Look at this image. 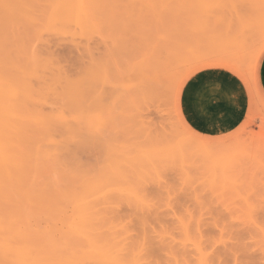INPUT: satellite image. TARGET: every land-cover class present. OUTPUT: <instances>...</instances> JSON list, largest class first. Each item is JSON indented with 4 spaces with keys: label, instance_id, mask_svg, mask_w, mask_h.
<instances>
[{
    "label": "rangeland",
    "instance_id": "1",
    "mask_svg": "<svg viewBox=\"0 0 264 264\" xmlns=\"http://www.w3.org/2000/svg\"><path fill=\"white\" fill-rule=\"evenodd\" d=\"M44 2L48 0L41 1L35 13L43 31L38 25H33L35 30L20 22L9 32L13 35L9 34L7 42L13 48H8L24 58L30 55L33 47V53H47L59 61L71 78H78L81 69L84 67V72L88 71L93 63L101 64L106 76L99 79V75L104 74L102 67L92 68L99 72L98 78H93L96 82L92 79L94 84L88 82L86 93L91 95L86 94L88 98L81 102L82 105L76 106L67 99L59 102L62 87L58 84L53 90L54 97L53 91H46L41 99L32 102L34 109L41 108L46 114L55 115L56 111L51 110L59 108L66 125L54 119L50 124H53L52 129L62 136L66 126L70 130L75 126L71 133L76 134L68 138L71 133L65 134L62 139L58 133L54 136L52 130L42 134L38 130L40 134L34 137L37 133L33 131L37 129L33 126L29 133L30 137L33 133V137H29L30 143L26 141L25 151L33 153L34 146L40 149L39 145L42 143L44 147L49 140L53 145L47 142L46 149L40 150L52 149L51 155L57 158H50V152L46 151L47 157L46 153L43 154L45 158L37 156L38 161L32 154L31 160L34 159L24 164L26 174L20 175L23 180L19 178L13 183L3 201L0 198V213L4 211L14 216L23 229L29 225L27 223H33L34 228L39 225L38 229L31 225L25 230L30 231L28 239L35 243V248L41 246L40 250L45 249L47 255L53 248L49 243L55 242L51 241L54 236L60 240L58 246L61 240L69 241V245L66 241L65 245L61 243L60 247L64 248L59 247L57 253L68 250L66 254L69 255L72 250L82 251L85 248L83 239L64 231L68 230L69 223L63 217L74 214L69 198L74 202L83 196L85 184L89 180L98 181L102 173L109 171V159L112 162L113 158L121 156L124 153L121 146H125V164H128L125 165V179L128 180L113 182V186L119 184L116 190L125 186L126 191L123 187L120 191L124 193L113 188L111 191L112 185L109 189L106 185L105 189L101 187L103 192L99 189L87 198L101 218L98 231L107 230L104 234H110V228L116 234L123 231L119 236L124 238L127 249L134 250L137 264H201L203 254L205 264H264V95L258 81L264 56V0H106L107 16H104L107 22L95 26L99 27V30L96 28L99 32H88L90 35H80L78 31L76 35L61 33L63 37L58 33L59 38L52 36L56 35L54 32H44L45 26L40 23L48 6H44ZM76 30L79 29L70 31ZM40 31L44 32L42 36ZM49 72H45V79L51 84ZM84 75L86 73L81 76ZM89 84L94 88L98 84L97 94ZM94 93L98 98L90 102ZM45 96L49 97L47 101L51 103L52 99L58 106L40 104ZM245 97L246 105L242 110ZM78 107L87 117L77 115V123L76 120L70 122L72 117V120L76 118ZM71 108H75L73 114ZM88 109H92V113H88ZM58 111L56 116H59ZM79 121L83 122L84 125L80 122L83 127ZM85 126L99 128V131L92 132ZM52 137L56 140L50 139ZM32 140L34 143L37 140V144ZM143 147H146L145 153ZM146 150L148 154L152 151L154 156L150 153L149 157ZM160 150L166 152L159 156ZM142 154L147 158H142ZM131 155H136V161ZM131 184L138 190L134 191ZM58 218L59 223L55 221ZM54 227L55 232H51ZM49 232L55 234L53 238L49 236L50 242L46 236ZM4 262L6 260L0 258V264ZM85 264L99 263L86 261Z\"/></svg>",
    "mask_w": 264,
    "mask_h": 264
},
{
    "label": "bare ground",
    "instance_id": "2",
    "mask_svg": "<svg viewBox=\"0 0 264 264\" xmlns=\"http://www.w3.org/2000/svg\"><path fill=\"white\" fill-rule=\"evenodd\" d=\"M43 1V0H41ZM40 0H0V198L2 199L3 197L6 196V194L9 192V189L11 188V186L13 185L14 182H16L19 178L21 179L20 175L22 176V172L23 170L25 169L24 167V164L27 165V162L28 164L30 163L29 160H31V155H36V159H37V156H38V159L39 157L40 158H45L47 157V153L50 152V154L48 153V156L51 158L52 156L54 155H51L52 153V149H49L50 146L48 145V152L46 151H43V150H40V149H46V146L47 144H49V140H47L45 143H44V147H42V141L40 142L41 146L40 149L38 146H34L35 148H33V153H29V150L28 152L25 151V149L23 147H25L26 143L28 142V139H29V133H31V129L34 128V129H37L36 131L34 130L33 132H36L37 134L32 135L35 137L37 135H39L40 133L42 134L43 133H49L51 130L54 131L53 135L56 133L55 129H52L53 127V124H51L52 120L55 119V122L57 120V122H63L62 120H65L63 118V116H60L59 115V112L62 113V111H58L57 110H51V112L53 111H58V115L59 116H56V113H54L55 115H52V113H49L51 114H46L44 112H41V108L39 110L37 109H34L32 107V102H35L34 100L37 98L40 97H43V94L46 93H49L56 89L57 87H55V84L57 86L58 84V87H62V94H59L56 92V95L59 94V96H62V98H60V100H58L59 102H62L63 99L64 101L67 99L69 102H71V104H74V105H82V101L84 99H86V97L88 96V94H90L88 92V94L86 93V88L88 86V82L94 84L93 82H96L97 78H98V75L96 76V74L99 72L96 70V69H92L93 67H97V69L99 68V66L101 65H95L97 63H93V67L91 68H88V71H85L84 72V67L83 69H81V75H83L84 73H86V75L84 76H81V78H79L77 75L79 74H76V77L78 78H71L69 76H67V73L65 74V71L66 69H62L64 67H62L61 64H59V61L55 60L52 56H49L47 53L48 56H45L44 55V52H43V55L42 54H39L41 56L38 55V52L36 53L34 51L33 53V50H34V47L32 49V52H30V55H27L26 58H24V56H16L13 51H11L8 47H11L13 48L12 46H9V42H7L9 40V32L11 30V28L15 25H17L18 23L20 22H24L25 25L26 24H29L30 26H33V25H38L40 26L38 23L39 21L37 20L36 18V11H37V6H39V4L41 3ZM106 0H48L47 3L44 2V6H46V10L44 11V13H42V17L43 19H39L41 20V25L43 24V26H45L44 28V32L46 31H51V32H54L56 35H52V36H55L57 37L58 36V33L60 34L59 36L60 37H63L61 36L63 34H66V33H72L74 35L77 34V31L79 32L78 34H88V32H94L95 34V31L97 27L95 26H98L100 23L103 24L105 20V18L107 19V15H105V2ZM106 3V2H105ZM43 4V3H42ZM41 4V5H42ZM43 6V7H44ZM39 8V7H38ZM107 8V6H106ZM40 9V8H39ZM38 9V11H39ZM108 10V9H107ZM109 11V10H108ZM43 12V11H42ZM107 14V13H106ZM109 14V13H108ZM105 15V16H104ZM110 17V16H109ZM110 19V18H109ZM108 19V20H109ZM43 21V22H42ZM38 22V23H37ZM107 22V21H106ZM23 24V23H22ZM21 24V25H22ZM70 24V25H69ZM111 25V23H109ZM107 25L108 27H110V25ZM71 25L73 26H76L79 30H76L75 32L74 31H70V30H73V29H77L75 27H71ZM20 26V25H19ZM37 26V27H38ZM105 26V25H104ZM27 27H29L27 25ZM34 27V26H33ZM41 27V26H40ZM69 27V28H68ZM101 27V26H100ZM43 27H41V31ZM99 28V27H98ZM97 28V29H98ZM35 29V27L33 28ZM38 29V28H37ZM48 29V30H47ZM92 29V31H91ZM14 30V29H12ZM27 30L29 31V28H27ZM30 30H31V27H30ZM36 30V29H35ZM46 30V31H45ZM99 30V29H98ZM96 30V32L98 31ZM103 30V29H102ZM40 31V32H41ZM69 31V32H67ZM101 31V30H100ZM32 33V31H30ZM44 32H41L40 36H42V33ZM99 32V31H98ZM15 34V32H14ZM39 34V33H38ZM93 34V35H94ZM10 35H13V34H10ZM35 35V34H33ZM72 35V36H74ZM90 35V34H88ZM58 36V38H59ZM78 36V35H77ZM69 37V36H67ZM71 37V35H70ZM76 37V36H75ZM79 37H84L83 36H79ZM11 38V37H10ZM40 38V37H39ZM38 38V39H39ZM42 38V37H41ZM13 39V37L11 38V40ZM70 39V38H69ZM85 39H87L85 37ZM89 39V38H88ZM73 40V39H72ZM21 42V41H19ZM8 43V44H6ZM47 44H49L47 42ZM7 45V46H5ZM27 45V44H26ZM29 45V43H28ZM31 45V44H30ZM34 46V44H33ZM24 47V46H23ZM31 48V46H29ZM28 48V47H27ZM47 48V47H46ZM36 49V48H35ZM46 51H49L47 49H44ZM27 52V50H25ZM29 51V49H28ZM42 51V50H41ZM24 52V50H23ZM22 52V53H23ZM51 52V51H50ZM20 54V53H19ZM24 54V53H23ZM54 56V55H53ZM56 58V57H55ZM103 65V64H102ZM91 66V65H89ZM102 66H100V69H101ZM99 69V70H100ZM85 70H86V67H85ZM90 70V71H89ZM94 70L96 72H94ZM50 71L52 76H51V84L47 82V80L45 79L46 78V75L48 74L47 72ZM102 72H104V74H100L99 75V79H100V76H106L105 75V71L102 67L101 69ZM100 71V72H101ZM47 74H46V73ZM49 72V73H50ZM80 72V71H79ZM84 72V73H83ZM68 75H70L68 73ZM71 76V75H70ZM94 77H96L95 81H94ZM102 78V77H101ZM106 77H104L105 79ZM92 79H93V82H92ZM98 79V81H99ZM102 80V79H101ZM49 81V80H48ZM90 83V84H91ZM59 84H62L63 86H59ZM89 84L90 87H92L91 85ZM54 85V86H52ZM98 84H95V87H92L94 90L96 89V94L98 93L97 92V89H100V88H97ZM49 86H51L50 89ZM89 88V87H88ZM92 88H90L92 90ZM50 89V90H49ZM49 90V91H48ZM58 90V89H57ZM60 91V90H59ZM58 91V92H59ZM55 91H53L52 93V96L54 95ZM92 93V92H91ZM87 94V96H86ZM95 94V93H94ZM94 95L95 97L92 98V100L90 99L89 101H93V99H97L98 98V95ZM91 95V94H90ZM50 96V94H49ZM51 96V97H52ZM100 96V95H99ZM54 97V96H53ZM52 97V98H53ZM57 97V96H56ZM57 97V98H58ZM92 97V96H91ZM97 97V98H96ZM49 97H46L44 99H42L40 102V104L44 103V106L46 104L47 106V103L49 104H52L53 103V100L51 99V103L47 100ZM88 98V97H87ZM101 97H99L100 99ZM47 99V100H46ZM62 100V101H61ZM44 101V102H42ZM46 101V103H45ZM55 101V100H54ZM88 101V100H87ZM96 101V100H95ZM58 102V103H59ZM82 102V103H81ZM36 103L38 104V102L36 101ZM95 103V102H93ZM48 104V106H49ZM55 103H53L52 105H54ZM65 104V103H64ZM62 104V106L64 105ZM70 104V103H69ZM57 105V103L55 104ZM59 105H61V103H59ZM73 105V106H74ZM58 106V105H57ZM85 106H86V103H85ZM90 106V105H89ZM43 107V106H42ZM56 107V106H55ZM72 107V105H71ZM79 107H82V106H79ZM78 107V110L75 108H73L75 111H80V108ZM88 108V104L86 106ZM51 108V107H50ZM91 108V106H90ZM89 108V109H90ZM95 108V107H94ZM93 108V110H94ZM98 108V107H97ZM44 109V108H43ZM52 109V108H51ZM54 109V108H53ZM56 109V108H55ZM60 109L62 110L63 107ZM66 109V108H65ZM72 108L70 110H73ZM84 110L86 108H83ZM89 109L87 110L88 113H92L91 111H93L91 109V111H89ZM45 110V109H44ZM42 110V111H44ZM69 110V111H70ZM74 110L72 111V114L74 112ZM64 111V110H63ZM67 111V110H66ZM83 111V110H82ZM79 112L74 113L76 114V118L74 116V120H72V118L70 119V122L72 121H75L78 117L77 115H81L83 116V118L85 117L82 113L84 112H81L79 114ZM48 113V112H47ZM71 113V112H70ZM87 113V114H88ZM103 113V112H102ZM86 115V114H85ZM92 116H97V115H93ZM70 117V116H69ZM87 117V116H86ZM85 117V118H86ZM91 117V116H90ZM60 119V120H59ZM79 119L81 120V118L79 117ZM97 120V117L94 118ZM69 120V118L66 120V122ZM83 120V119H82ZM85 120V119H84ZM89 120V118L87 119ZM90 120L92 122H94V120H92V118H90ZM100 120V119H99ZM103 120V119H101ZM105 120V119H104ZM78 120L75 121V123H77ZM54 122V121H53ZM79 121V125L82 126L83 122ZM65 123V121L63 122V124ZM88 123V122H87ZM71 124V123H70ZM73 124V123H72ZM71 124V126H72ZM89 124L90 121H89ZM93 124V123H92ZM94 123V126H98V124ZM66 125V123H65ZM69 125V124H68ZM74 125H78V124H74ZM84 125V124H83ZM85 125H87L85 123ZM101 125V124H100ZM34 126V127H33ZM52 126V127H51ZM88 126V125H87ZM96 126V127H97ZM104 126V125H103ZM37 127V128H36ZM55 127V126H54ZM62 127V126H61ZM64 127V126H63ZM69 127V126H68ZM68 127L66 126L65 129V133L64 134H61L62 136H59L64 139L65 136L68 134V133H71V130L74 129H68ZM80 127V126H79ZM76 126V128H79ZM83 127V126H82ZM86 127V126H85ZM84 127V128H85ZM99 127V126H98ZM70 128V127H69ZM72 128V127H71ZM81 128V127H80ZM79 128V129H80ZM87 128V127H86ZM85 128V129H86ZM90 128V127H89ZM87 128V129H89ZM30 129V130H29ZM63 129V130H64ZM99 129V128H98ZM98 129H95V130H98ZM38 130H39V134H38ZM60 131H63L61 129H59ZM66 130H69L68 132H66ZM78 130V129H77ZM89 130H94V127H92L91 129ZM94 130V131H95ZM74 131V130H73ZM72 131V133H73ZM80 131V130H79ZM78 131V132H79ZM99 131V130H98ZM76 132V130H75ZM93 132V131H92ZM56 133V134H57ZM62 133V132H60ZM69 134L67 135V138L68 136H74L76 133L74 134ZM66 134V135H65ZM31 135V137H33ZM44 135V134H43ZM48 135V134H46ZM51 135V134H50ZM63 135H64V138H63ZM28 136V138H27ZM49 136V135H48ZM52 136V135H51ZM49 136V137H51ZM55 136V135H54ZM30 137V138H31ZM42 137V135H41ZM45 137V136H43ZM42 137V138H43ZM48 137V138H49ZM39 138V136H38ZM41 138V139H42ZM60 138V139H61ZM66 138V139H67ZM27 139V140H25ZM46 139V138H45ZM50 139H54L56 140L54 137L50 138ZM61 139V140H62ZM53 140L52 143H55V141ZM27 141V142H26ZM30 141V140H29ZM40 141V140H39ZM58 141V139H57ZM63 141V140H62ZM33 142V140H32ZM37 140H35V143L34 144H37ZM30 143V142H28ZM28 143H27V146H28ZM61 143V141H59V144ZM123 144V143H121ZM31 145V144H30ZM51 145V143H50ZM53 145V144H52ZM51 145V146H52ZM56 145V143H55ZM125 145V143L123 144ZM119 146V144H118ZM137 146V145H136ZM144 146V145H143ZM149 146V145H147ZM184 146V145H183ZM30 147V146H29ZM55 146H53L54 148ZM58 147V145L56 146V148ZM115 147V146H114ZM125 146H123L124 148ZM130 147V146H129ZM128 147V148H129ZM132 147V146H131ZM141 147V146H140ZM26 148V147H25ZM55 148V149H56ZM113 148V146L111 147ZM116 148V147H115ZM122 146H121V150L124 152L121 156H117L115 159L113 158L112 159V162H111V159L110 162L107 163V166L108 164L110 163V167H109V171H107L108 169L105 167L104 170L106 173H102L103 176L101 175L100 178H98L97 180L98 181H95V180H89L88 184H85L87 186V188L84 187V192L85 194L81 197H79V195H82V194H79L77 195L79 198H75L73 196H71L74 199H76L74 202H72L69 198V202L74 206H72V208L74 209V212L72 211V209H70L73 213V215L71 216H68L66 214V217H63V219H65L69 225H67L68 223L66 222V225H67V228L68 230H64L66 231L67 233H72L74 236H77V237H81V239H83L84 241V244H85V248L80 251V252H77V251H74V253H71L72 251H69L70 254L67 255V251L66 250V253L63 252V253H60V251L62 252V250L59 251V253H57V250H59V247L61 245V243L64 242V245H65V240H61L63 242H60V245L58 246L57 244H59V241H58V238L56 240L55 238V234H50L48 233V239H49V242H50V237L51 236L53 239H51V241L55 240V245H53L54 243L51 242L49 244L52 245V249L50 248L51 246L49 245L48 248L50 249L47 251L49 252L48 255L46 254V252L44 250H40V247L38 246V249H36L35 247L37 246H34V244L31 243L30 239H28V233H30V231L28 230H25L26 226L29 227L31 226L32 224L30 223H27L29 221H27V219L24 220V218H21L23 221H27L25 223L29 224V225H26L24 226V229L17 223L16 219L14 216L12 215H9V214H4V211L0 213V258L2 259H5L6 262L4 263H7V264H85L86 261H94L99 263V264H137L138 263V258L136 255H134V250L132 251V249H127V246H125V243H123L124 241L122 239H124L123 237L121 238V233H119L118 231V234H116V232L113 231V234L112 233V230L111 232H109L110 230H108V233H105L104 232H107L104 231L103 232V229H102V232L98 231L99 229V222H101V218H99L97 212L95 211L94 209V206L91 205V203L89 202L90 200H88L87 198H89V196H91L90 194H94L96 193V191H98L99 189H101V187L103 188V186H108L106 188L109 189L110 185H112L110 187V190H114L116 192H119L121 189H123L124 187L122 186V184L120 186H122L120 189L116 190L117 188H119V184L118 186H113L115 184H117V181H121L123 183H125L126 181L124 180H128V179H125V150H123ZM127 148V146H126ZM144 148V147H143ZM142 148V149H143ZM150 148V147H149ZM148 148V149H149ZM155 148V146H154ZM159 149H164L165 147H158ZM167 148V147H166ZM169 148V147H168ZM167 148V150H168ZM44 149V150H45ZM54 149V150H55ZM58 149V148H57ZM110 149V148H109ZM130 149V148H129ZM139 149V148H138ZM141 149V150H142ZM145 149L146 147L144 148V152L145 153ZM151 149V148H150ZM157 149V148H156ZM119 152L121 153V150L118 148ZM128 150V149H127ZM212 150V149H211ZM113 150H111L112 152ZM129 151V150H128ZM136 151V150H135ZM150 151V150H149ZM165 151V150H163ZM162 150H160V152H158V155L159 153H162L163 152ZM208 151L210 152V150L208 149ZM57 152V151H56ZM55 152V153H56ZM108 152V151H107ZM133 152V151H132ZM140 152V150H139ZM148 152V150H146V153ZM156 152V153H157ZM166 152V151H165ZM169 152V151H168ZM205 151H201V153H203ZM35 153V154H34ZM42 153V154H40ZM46 153V154H45ZM153 155L152 151L149 152L148 156L150 157L151 154ZM170 153V152H169ZM206 154H208V152H205ZM203 153V154H205ZM213 153V152H212ZM39 154V155H38ZM43 154H45L46 156L43 157ZM53 154V153H52ZM58 154V152L56 153ZM139 154V153H138ZM155 154V153H154ZM173 154V153H171ZM210 154V153H209ZM42 155V156H40ZM137 155V154H136ZM136 155H131V157L135 156L134 158H132V161L134 159V161H136ZM141 155V154H140ZM139 156V155H138ZM144 154H142V158H143ZM154 156V155H153ZM157 156V155H155ZM160 156V155H159ZM165 155H163V158H164ZM33 157V156H32ZM145 158H147L146 156H144ZM162 157V156H161ZM169 157V156H168ZM171 157V156H170ZM54 160L57 158H55V156L53 157ZM130 158V156H129ZM160 158V157H159ZM34 159V157L32 158V160ZM35 159V160H36ZM37 159V160H38ZM48 159V158H47ZM140 159V157H139ZM154 159V158H153ZM156 159V158H155ZM31 160V161H32ZM43 160V159H42ZM53 160V159H52ZM129 160V159H128ZM131 160V158H130ZM138 160V159H137ZM152 160V159H151ZM167 160V158H166ZM165 160V161H166ZM39 161V160H38ZM108 161V160H107ZM131 161V162H132ZM133 161V162H134ZM162 161V160H161ZM36 162V161H35ZM41 162V161H40ZM140 162V161H139ZM143 162V161H142ZM141 162V163H142ZM146 162V161H145ZM149 162V160H148ZM153 162V160H152ZM160 162V161H159ZM38 163V162H37ZM44 163V162H43ZM138 163V162H137ZM150 163V162H149ZM154 163V162H153ZM32 164V163H31ZM130 164V163H129ZM157 164V163H155ZM154 164V165H155ZM160 164V163H158ZM163 164V163H162ZM44 165V164H43ZM137 165V164H136ZM139 165V163H138ZM35 166V170H36V166L37 164L34 165ZM128 166V164L126 165ZM144 166V165H143ZM39 167V166H38ZM132 167L133 169V166H129V168ZM137 167V166H136ZM139 167V166H138ZM147 167V166H146ZM153 167V166H152ZM157 167V166H156ZM155 167V168H156ZM24 168V169H23ZM145 169V166L143 167ZM28 169V167L26 168ZM30 169V168H29ZM28 169V171H29ZM107 169V170H106ZM140 169V168H139ZM150 169V168H149ZM148 169V170H149ZM34 170V169H33ZM31 170V171H33ZM141 170V169H140ZM143 170V169H142ZM150 170H153L150 169ZM155 170V169H154ZM153 170V171H154ZM158 169L156 168V171ZM136 171V170H135ZM147 171V170H146ZM25 172V171H24ZM23 172V173H24ZM35 172V171H34ZM134 173V172H133ZM136 175H137V172H135ZM140 173V172H139ZM142 173V172H141ZM26 174V173H24ZM106 174V175H104ZM100 175V174H99ZM131 175V174H129ZM133 175V174H132ZM141 175V174H139ZM135 176V175H134ZM96 177V176H95ZM94 177V178H95ZM25 178V177H24ZM32 178V177H30ZM88 178V177H87ZM128 178V177H126ZM131 178V177H130ZM135 178V177H134ZM142 178V175L141 177ZM19 179V180H20ZM92 179V178H91ZM100 179V180H99ZM23 180V179H21ZM139 180V179H137ZM88 181V180H87ZM116 181V182H115ZM115 184H114V183ZM21 183V182H20ZM23 183V181H22ZM110 183V184H109ZM120 183V182H119ZM25 184V183H24ZM125 185V184H123ZM132 185V184H131ZM17 187L19 185H16ZM23 186V185H22ZM26 186V185H25ZM27 187V186H26ZM133 187V185L131 186ZM131 187L129 186L128 190L131 189ZM135 187V186H134ZM133 187V189H134ZM23 188V187H22ZM116 188V189H114ZM126 188V187H125ZM125 188L123 189L124 191ZM105 189V187L103 188ZM17 190V189H16ZM24 190V189H23ZM22 190V191H23ZM82 190V189H81ZM87 190V191H85ZM102 190V189H101ZM100 190V191H101ZM111 190V191H112ZM120 191V192H123L124 191ZM138 188L134 191H137ZM15 191V190H14ZM27 191V190H26ZM25 191V192H26ZM83 191V190H82ZM133 191V190H132ZM133 191V192H134ZM21 192V191H19ZM81 192V191H80ZM79 192V193H80ZM103 192V190H102ZM101 193V192H100ZM127 193V192H126ZM125 193V194H126ZM77 193H75L76 195ZM137 194V192H136ZM11 195V194H9ZM101 195H103L101 193ZM105 195V194H104ZM123 195V194H122ZM129 195V194H128ZM12 196V195H11ZM24 196V195H23ZM76 196V197H77ZM121 196V195H120ZM125 196V195H124ZM129 196H132V195H129ZM136 196V195H135ZM134 196V197H135ZM22 197V196H21ZM99 197V196H98ZM104 197V196H103ZM137 197H139L137 195ZM100 198V197H99ZM120 198V197H119ZM0 199V200H1ZM16 199V198H15ZM3 201V199H2ZM6 201V200H5ZM20 201V200H19ZM1 202V201H0ZM20 204V203H19ZM70 205V204H69ZM1 206V205H0ZM11 207V206H10ZM8 207V209L10 208ZM2 209V208H1ZM7 209V210H8ZM21 209V208H20ZM65 209V207H64ZM62 209V210H64ZM3 210V209H2ZM11 210V209H9ZM68 210V209H66ZM13 211V210H12ZM62 212V211H61ZM67 212V211H66ZM65 212V213H66ZM18 214V213H17ZM61 214V213H60ZM59 214V215H60ZM62 215V214H61ZM70 215V214H69ZM63 216H64V213H63ZM19 217V216H18ZM23 217V216H22ZM24 217H26L24 215ZM69 218V219H66V218ZM28 218V217H27ZM20 220V219H19ZM60 220H62L60 218ZM65 220L63 222H65ZM31 221V220H30ZM55 221H59V218ZM22 222V221H21ZM55 222V223H57ZM61 222V221H60ZM54 223V225H55ZM59 223V222H58ZM57 223V224H58ZM57 224L55 226H57ZM65 224V223H64ZM24 225V223H22V226ZM52 225V224H51ZM53 225V226H54ZM62 225V224H61ZM104 225V224H103ZM39 227V225H37ZM184 226V225H183ZM33 227V225L31 226ZM30 227V229H31ZM38 227L36 229H38ZM43 227V226H42ZM41 227V228H42ZM48 227V226H47ZM51 227V226H50ZM64 227V226H63ZM62 227V228H63ZM104 227V226H103ZM185 227V226H184ZM183 227V228H184ZM34 228V227H33ZM34 228V229H35ZM60 228V227H58ZM66 228V229H67ZM102 228V226L100 227ZM40 229V228H39ZM51 229V228H50ZM53 230L55 229L52 228ZM64 229V228H63ZM186 229V228H185ZM41 230V229H40ZM51 230V232H55V230L53 231ZM59 230V229H58ZM58 230L56 231V233L58 232ZM101 230V229H100ZM122 230V229H121ZM124 230V229H123ZM35 231H38V230H35ZM43 231V230H41ZM27 232V233H26ZM32 232V231H31ZM40 232V231H39ZM47 232V230H46ZM38 233V232H37ZM45 233V232H44ZM59 233V232H58ZM66 233V234H67ZM112 233V234H111ZM124 233V232H123ZM61 235H63L61 232H60ZM120 234V236H119ZM30 235V234H29ZM53 235V236H52ZM57 235V234H56ZM70 235V234H69ZM123 235V234H122ZM35 236V234H34ZM33 236V237H34ZM44 236V235H43ZM64 236H65V233H64ZM61 237V236H59ZM65 237H68L67 235ZM76 237V238H77ZM40 238V237H39ZM61 238H64L63 236ZM78 238V239H79ZM47 239V237H46ZM47 239V240H48ZM35 240V239H34ZM71 240V239H70ZM29 241V242H28ZM33 241V240H32ZM37 241V240H36ZM35 242V241H34ZM69 245V241H66ZM33 245L34 247H32L31 245ZM44 244V243H43ZM67 245V244H66ZM56 246V247H55ZM58 246V247H57ZM63 246V245H62ZM43 248V247H42ZM47 248V249H48ZM60 248H64V247H60ZM129 248V247H128ZM134 248V247H133ZM198 248V247H197ZM199 250H202V249H199ZM64 251V250H63ZM41 252V253H40ZM45 252V254H44ZM202 252V251H201ZM53 253V254H52ZM140 253V252H139ZM45 256H44V255ZM61 254V255H60ZM65 254V255H64ZM138 254V253H137ZM51 255V256H50ZM63 255V256H62ZM141 255V254H140ZM49 256V257H48ZM202 256H200L201 258V264H205V260L204 262L203 259H202ZM199 258V259H200ZM204 258V257H203ZM205 259H207L206 255H205ZM209 262V261H208ZM3 263V264H4ZM142 263V262H141ZM207 264V263H206Z\"/></svg>",
    "mask_w": 264,
    "mask_h": 264
},
{
    "label": "crops",
    "instance_id": "3",
    "mask_svg": "<svg viewBox=\"0 0 264 264\" xmlns=\"http://www.w3.org/2000/svg\"><path fill=\"white\" fill-rule=\"evenodd\" d=\"M258 81H259V87L261 89V92L264 95V56H263V58L261 60L260 67H259V77H258ZM245 91H246V89H245ZM246 96L248 97V94ZM247 99H248L247 101H248V105H249V97ZM245 102H246V97L244 99V103L242 104V110H243V105L245 104Z\"/></svg>",
    "mask_w": 264,
    "mask_h": 264
}]
</instances>
